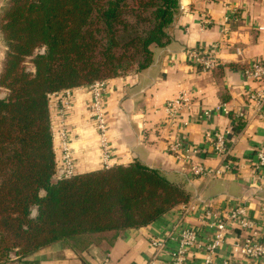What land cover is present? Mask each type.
Listing matches in <instances>:
<instances>
[{"label": "trees", "instance_id": "16d2710c", "mask_svg": "<svg viewBox=\"0 0 264 264\" xmlns=\"http://www.w3.org/2000/svg\"><path fill=\"white\" fill-rule=\"evenodd\" d=\"M180 13V0L2 5L7 51L0 85L8 93L0 96V225L22 246L21 256L58 242L83 252L105 237L154 223L191 198L184 181L141 160L54 181L48 106V93L152 65L156 49L171 42ZM28 57L34 69L26 67Z\"/></svg>", "mask_w": 264, "mask_h": 264}, {"label": "crops", "instance_id": "0c3cea01", "mask_svg": "<svg viewBox=\"0 0 264 264\" xmlns=\"http://www.w3.org/2000/svg\"><path fill=\"white\" fill-rule=\"evenodd\" d=\"M6 1L0 0V9ZM180 2L181 13L172 29V40L166 47L156 49L155 62L107 79L105 114L109 122L107 141L112 151L108 166L141 160L160 168L171 178L185 182L191 191L189 201L150 225L105 237L83 252L58 242L1 264H149L150 239L172 229L179 213L186 215L184 225L201 227L206 237L208 229L201 223L202 207L210 203L220 208L228 199L245 198L247 185L256 171L253 162L257 160V148L264 145V105L257 106L250 98L251 90L264 91V79L250 80L244 74L252 61L264 63V0ZM205 47L216 51L220 59L211 71L202 70L191 55L193 50ZM6 51L0 34V73ZM72 92L69 119L79 172L104 168L101 137L88 111L91 88L73 87ZM180 94L190 98L189 105L169 123L165 104ZM209 109L212 116L207 117L203 113ZM228 129L234 168L220 177L195 176L171 149L172 143L183 141L188 148L197 150L193 155L196 162L218 167L222 159L214 153L208 134ZM251 210L264 230V189L252 199ZM175 231L174 238L166 242L169 249L178 247ZM234 241V237L228 239L221 256L231 252ZM236 256L242 258L241 254ZM258 264H264V260Z\"/></svg>", "mask_w": 264, "mask_h": 264}, {"label": "built area", "instance_id": "2783aa9c", "mask_svg": "<svg viewBox=\"0 0 264 264\" xmlns=\"http://www.w3.org/2000/svg\"><path fill=\"white\" fill-rule=\"evenodd\" d=\"M192 58L202 70L211 71L220 64L216 51L210 47L193 50ZM247 79H264V63L252 61L245 68ZM107 79L95 81L89 87L92 91V99L88 104V111L98 134L101 137V145L104 148L105 167H109L108 159L112 151L107 141L109 122L105 114L108 103ZM250 98L257 106L264 105V91L256 89L250 91ZM190 98L180 94L169 99L165 104L167 121L173 123L178 114L188 107ZM48 106L50 109V125L53 136V145L56 153V173L53 180L67 179L79 172V160L73 151L74 133L69 119L73 107L72 88H64L48 93ZM220 109V107H217ZM205 116H212V111L205 110ZM231 129L225 132H213L208 134L214 153L222 159L218 167H208L194 160L197 150H192L183 141L172 143L171 149L177 158L188 164L195 176L213 178L231 172L234 168L230 158L232 146L230 144ZM256 169L253 180L247 185L245 198L235 200L228 199L224 207L216 208L210 203L202 207L201 223L208 229L204 237L201 227L184 225L185 214L179 213L174 227L161 236L150 239L152 249L149 264H258L264 260V230L262 223L254 217L251 210V202L255 195L264 189V145L257 148V160L253 162ZM193 208L190 207V209ZM188 210V208H186ZM177 230L178 247L169 249L166 242L174 238ZM238 230V231H237ZM234 237L235 241L230 253L221 256L228 239ZM241 254L242 258H237ZM166 256L168 260H162Z\"/></svg>", "mask_w": 264, "mask_h": 264}, {"label": "rangeland", "instance_id": "374dc122", "mask_svg": "<svg viewBox=\"0 0 264 264\" xmlns=\"http://www.w3.org/2000/svg\"><path fill=\"white\" fill-rule=\"evenodd\" d=\"M25 65L28 69H34V64L29 57L26 59ZM7 93L8 89L6 87H3V91H0V95L2 96H5ZM35 213H33V216ZM15 243H17V239L12 234H8L0 225V260L18 256L22 257V246Z\"/></svg>", "mask_w": 264, "mask_h": 264}, {"label": "water", "instance_id": "95a60500", "mask_svg": "<svg viewBox=\"0 0 264 264\" xmlns=\"http://www.w3.org/2000/svg\"><path fill=\"white\" fill-rule=\"evenodd\" d=\"M55 181V180H54ZM36 212V208H34V210H33V213H35Z\"/></svg>", "mask_w": 264, "mask_h": 264}]
</instances>
